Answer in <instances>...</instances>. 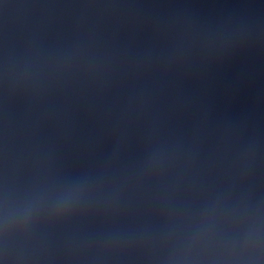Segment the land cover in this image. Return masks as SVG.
<instances>
[{"label": "water", "instance_id": "water-1", "mask_svg": "<svg viewBox=\"0 0 264 264\" xmlns=\"http://www.w3.org/2000/svg\"><path fill=\"white\" fill-rule=\"evenodd\" d=\"M0 264H264V0H0Z\"/></svg>", "mask_w": 264, "mask_h": 264}]
</instances>
